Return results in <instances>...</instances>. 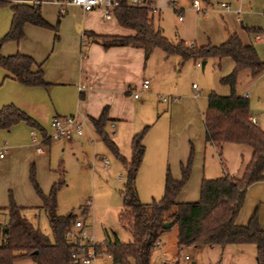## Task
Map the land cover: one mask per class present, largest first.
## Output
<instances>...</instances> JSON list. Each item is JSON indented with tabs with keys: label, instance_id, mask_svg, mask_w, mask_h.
I'll use <instances>...</instances> for the list:
<instances>
[{
	"label": "crops",
	"instance_id": "1",
	"mask_svg": "<svg viewBox=\"0 0 264 264\" xmlns=\"http://www.w3.org/2000/svg\"><path fill=\"white\" fill-rule=\"evenodd\" d=\"M191 1L176 0V6L179 8L176 12L167 6L166 0H155V10L150 13L153 26L159 28L163 34L164 27L160 24L162 15L165 11L172 12L176 16L173 32V35L177 36L175 39L190 43L189 45H202L205 38L206 41L209 40L212 34L207 29L205 32L199 25H192V22L186 23L182 17L184 11L197 15V12H193L195 10ZM198 2L205 12L215 13L221 20V28L217 25L213 27L214 37L211 43L219 44L228 34L235 33L242 44H251L259 59L264 61V56L260 54L264 53V42L255 41L253 36L254 32L264 29V9L255 10L249 0ZM221 2L226 3L228 8L219 7L218 3ZM9 3L30 4L26 0ZM64 8L65 12L58 18L59 5L55 0H39V11L43 19L51 26L58 19L56 40L53 39V30L25 23L19 41H8L0 45L2 56L20 53L30 56L36 65L40 64L46 83L45 87H26L0 68V107L6 104L14 105L34 119L44 132L49 131V122L53 115H74L83 121V132L81 135L47 138L48 140L40 143L42 149L37 150L30 140V130L34 128L24 122H17L9 128H0V150L3 149L0 155V225L6 221L4 206L8 202L9 193L14 202L23 206L24 210L30 207L41 209V201L29 182L30 167L43 193H47L50 185L67 172V162L61 155L63 152L72 155L77 153L73 162L78 161L79 165L92 167L96 153L91 152L87 145L92 144L98 137L90 125L89 118L98 117L104 107L108 119L105 129L117 150L114 163L108 160L106 164L100 162V169L105 174L113 171L116 163L124 166L130 149L131 135L144 126L148 127L141 140L143 153L134 176L136 194L141 202H149L161 196L166 170L172 177L178 178L180 165L184 164L190 152L192 169L176 194V201L194 200L200 178L203 176L240 175L244 163L249 158L250 148L240 143L214 146L206 142L202 121L204 100L199 98L197 90L183 87V75H193L195 67H198L196 63L190 65L185 62L178 67L176 56H165L157 48L151 50L146 57L141 48H103L97 43L89 42L83 33L131 35L133 32L119 26L114 17L103 19L97 9L82 11L70 4H66ZM236 9H239V12ZM10 18L9 4H0V38L7 31ZM185 28L190 29L192 33L184 35ZM203 61L205 64L206 60ZM217 63L222 67L223 74L230 72L233 66L229 58H222ZM203 66L199 64L201 70ZM32 69H35V65ZM240 74L249 75L247 70L239 72L238 75ZM143 79L148 81L145 90L140 89ZM212 88L218 95H225L226 90L228 92V88H216L215 84ZM134 92H137L136 97H133ZM236 94L248 100L247 94ZM160 97H165L166 100L163 101ZM141 110L145 112V117L140 115L139 121L136 122ZM248 116L258 128L264 129L261 115L251 112L250 106ZM33 133L39 138L40 132L37 129L33 130ZM229 150L233 151V154L228 164L223 156ZM201 151V166L198 167L197 161L200 160ZM121 178L122 176L116 173L115 179L119 181ZM114 205L120 207V203ZM253 212L258 224L264 229V170L261 179L246 186L234 221L244 224ZM82 224L93 236V232L87 228L88 225L84 221ZM160 243L163 245L162 234L159 237ZM244 244L221 246L228 247L229 254L239 256L245 253L241 246Z\"/></svg>",
	"mask_w": 264,
	"mask_h": 264
},
{
	"label": "trees",
	"instance_id": "2",
	"mask_svg": "<svg viewBox=\"0 0 264 264\" xmlns=\"http://www.w3.org/2000/svg\"><path fill=\"white\" fill-rule=\"evenodd\" d=\"M119 1L121 5L113 10V17L119 26L133 33L97 35L84 32L87 40L103 48H141L145 57L157 48L165 56H176L178 67L186 60L196 63L207 58H229L233 64L232 69L219 78V83L228 87V94L218 95L209 91L206 95V105L202 112L204 139L214 146L223 143L245 144L250 148V155L240 175L203 176L199 181L197 199L176 201L175 196L190 172V152L184 164L180 165L178 178L172 177L166 170L161 196L149 202H141L136 194L134 176L143 153L141 140L148 127L140 128L130 137V156L124 161L125 177L119 189L121 205L117 211V219L127 229L130 238L119 241L114 235L113 240L106 239L104 245L97 242L95 248L101 254L109 255L112 264H150L153 242L174 225L177 247L252 243L255 246V263L264 264V229L258 224L255 212L244 224L234 221L246 186L261 179L264 170V129L250 121L247 98L235 93L236 78L243 70H247L250 77L257 76L264 70V61L259 59L251 44H242L235 33L228 34L224 41L213 45L207 43L196 46L186 45L182 40L169 41L159 28L153 26L151 14L146 8L127 7L124 5L125 0ZM0 4H9L11 11L9 27L0 38V45L8 41H19L25 23L51 29L54 31L53 39H57L55 32L58 19L53 26L47 23L40 15L39 3L11 4L0 0ZM59 16L60 13L58 18ZM34 65L35 69H32ZM0 68L23 86H46L40 64L36 65L28 55H0ZM20 121L36 128L43 136V141L48 140L44 137L43 129L25 112L12 104L0 107V128H9ZM107 121L105 107L98 117L89 118L98 139L117 154L116 146L105 129ZM29 180L41 201L40 208L46 216L51 236H47L26 218L24 207L17 205L9 193L8 202L4 206L6 221L0 225V264H21L19 261L23 260H29L28 264H75L70 257L74 243L65 239L64 234L78 216L72 211H56V193L63 181H54L48 192L43 193L34 178L32 167L29 170ZM87 214V207L79 212L82 217ZM163 221L168 223L163 225Z\"/></svg>",
	"mask_w": 264,
	"mask_h": 264
},
{
	"label": "rangeland",
	"instance_id": "3",
	"mask_svg": "<svg viewBox=\"0 0 264 264\" xmlns=\"http://www.w3.org/2000/svg\"><path fill=\"white\" fill-rule=\"evenodd\" d=\"M184 1L188 2V0ZM249 1V4L252 3L254 8H256L255 10L264 9V0ZM193 12H197V15H190L184 11L182 15L184 21L186 23L192 22V25H199L201 28H204L205 32L207 29L212 36H209L211 39L208 37L209 40L207 39V41L205 38L202 45L207 43L213 45L214 43H211V40L214 37L213 27L217 25L221 28L220 17L215 13L205 11ZM175 22L176 16L174 13L169 11H165L163 13L162 22H160V24L162 23L164 27L163 35L172 42H176L178 40L175 39L177 36L175 37L173 35ZM189 33H192V31L185 28L183 34L188 35ZM185 44L189 45L190 43ZM195 45L200 46L201 44ZM258 49L260 50L259 46ZM260 54L264 56V53ZM205 60L206 63L204 64L203 69L201 70L198 66L195 67L193 75L184 74L182 77V83L183 87L187 89H194V91L197 90L199 98H202L204 100V104L206 105V95L209 91H213L218 94L216 90H213V84H215L216 88L224 87L227 89L228 87L219 83V78L227 73H222V67L217 63L218 60L215 58H207ZM198 61L201 62L202 60ZM185 62L190 65L194 64L191 60H186L183 64ZM235 92L248 95V108L250 106L251 112H256L261 115L260 118H262V121L264 122V70L254 77H250L249 75L244 76L243 74L237 75ZM227 93L228 92L226 90L225 95H227ZM140 115H144L145 117V112H142L141 110V113L137 115L136 122L139 121L138 117H140ZM34 130H36V128H34ZM94 140L95 141L91 142L92 144L87 145L89 146V150L91 152L94 151V153H96V157L93 159L91 168L90 166L79 165L78 161H76L77 163L73 162L77 153L75 155L66 152L61 154L67 162V166L65 168L67 172L62 176H59V178L63 181V184L58 188L56 193V211L59 213H65L68 211L76 213L78 219L84 221V223L88 225L87 228L93 232V238L97 240L96 242L101 243V245H104L106 239L113 240L114 235L119 241H127L130 238V234L117 219V211L120 207L114 205V203H120L121 205L119 189L122 187V183L124 181L126 165L124 164L122 167L119 163H116L117 166H115L114 170L105 174V172L100 169V162H102L101 158H106L110 163H114L115 156L114 153L109 150L100 139ZM201 150L203 149L201 148ZM232 154L233 151L229 150L226 155L223 156L227 160L228 164L231 161ZM129 156L130 149L128 150L127 159ZM199 159L200 160L197 161L198 167L201 166L202 151ZM213 164L216 168V163L214 162ZM191 169L192 160L190 171ZM116 173H119V175L122 176L121 180L118 181L115 179ZM197 197L198 188L196 198H194V200L197 199ZM84 207H87L88 209L86 217L79 215L80 210ZM24 215L33 224L37 225L43 233L49 237L51 236L46 216L42 209L37 210L34 207H30L24 210ZM174 230L175 226H170L168 230L162 233L163 245L160 243L152 247L150 252V264H161L165 261H172L174 264H255L254 244L245 243L244 245H241L243 246L242 248H244L245 253H241L239 256H236L234 253L229 254L230 252L228 251V247L223 248L219 244L183 245L181 247H177L174 242ZM100 254L101 253L99 252L98 256ZM184 255L187 257H184ZM98 256L91 264H112L111 258L108 257L109 255L106 253H102L99 257ZM29 262V260L19 261L21 264Z\"/></svg>",
	"mask_w": 264,
	"mask_h": 264
},
{
	"label": "built area",
	"instance_id": "4",
	"mask_svg": "<svg viewBox=\"0 0 264 264\" xmlns=\"http://www.w3.org/2000/svg\"><path fill=\"white\" fill-rule=\"evenodd\" d=\"M6 2H14L15 0H5ZM30 4H37L39 0H26ZM59 5L58 12L63 14L65 12L64 6L70 4L78 7L82 11H89L92 9H97L101 12L103 19H110L113 17V10L121 5L119 0H55ZM155 0H125L124 5L133 8H146L150 13L155 10ZM166 4L172 10L178 12L179 8L176 6V0H166ZM191 6L195 11H204V9L199 7L198 0H192ZM219 7L227 9L228 5L226 3H219ZM239 12V9H236ZM178 19L180 17L178 16ZM264 22V18H263ZM255 41L264 42V29L256 31L253 33ZM199 66V62H196ZM148 81L143 79L140 83V89L145 90L147 88ZM137 96V92L133 93V97ZM161 100H166L165 97H160ZM251 122L254 123L252 118H249ZM83 121L76 118L74 115L59 116L53 115L49 122V131L45 132L44 137L49 139H55L60 137H69L73 134L81 135L83 132ZM34 129L30 130V140L31 143L35 145L37 150H41L42 147L40 143L43 141V136L39 134V138L33 133ZM2 150H0V155H2ZM102 163L106 164L107 159L101 158ZM65 239L69 242L74 243V247L70 252V257L72 262L75 264H91L92 261L98 256L99 250L95 248L97 243L93 236L89 234L84 228L82 221L80 219H75L69 230L64 234ZM154 245L159 244V239L153 242ZM184 257H187L186 255ZM161 264H174L172 261H165Z\"/></svg>",
	"mask_w": 264,
	"mask_h": 264
},
{
	"label": "water",
	"instance_id": "5",
	"mask_svg": "<svg viewBox=\"0 0 264 264\" xmlns=\"http://www.w3.org/2000/svg\"><path fill=\"white\" fill-rule=\"evenodd\" d=\"M199 64H200V66L202 67V66H203V64H204V61L202 60V61H201ZM167 223H168L167 221H163V223H162V224H163V225H166Z\"/></svg>",
	"mask_w": 264,
	"mask_h": 264
}]
</instances>
